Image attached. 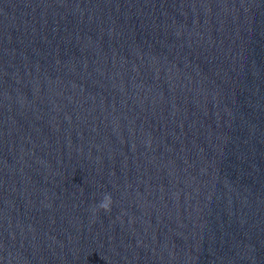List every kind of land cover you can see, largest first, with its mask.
<instances>
[{"label":"water","instance_id":"95a60500","mask_svg":"<svg viewBox=\"0 0 264 264\" xmlns=\"http://www.w3.org/2000/svg\"><path fill=\"white\" fill-rule=\"evenodd\" d=\"M0 264H264V0H0Z\"/></svg>","mask_w":264,"mask_h":264},{"label":"clouds","instance_id":"9594fccd","mask_svg":"<svg viewBox=\"0 0 264 264\" xmlns=\"http://www.w3.org/2000/svg\"><path fill=\"white\" fill-rule=\"evenodd\" d=\"M112 203L111 196L107 193L104 194L102 201L99 203V208L105 211L110 210V205Z\"/></svg>","mask_w":264,"mask_h":264}]
</instances>
